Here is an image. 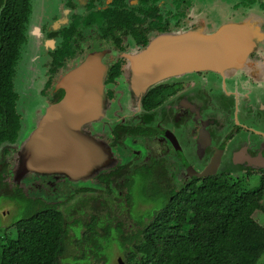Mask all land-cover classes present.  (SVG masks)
Here are the masks:
<instances>
[{
  "label": "flooded vegetation",
  "instance_id": "obj_1",
  "mask_svg": "<svg viewBox=\"0 0 264 264\" xmlns=\"http://www.w3.org/2000/svg\"><path fill=\"white\" fill-rule=\"evenodd\" d=\"M49 1L54 3V8L48 7ZM198 1L42 0L39 3L31 0L26 41L14 81L20 126L14 142L4 141L0 145L5 161L0 182L7 181L13 188H22L32 197L57 205L72 195L51 201L41 194H31L30 188L34 183L35 190L48 184L54 193L56 187L51 185L54 182L74 179V183L78 177H87L88 174L68 176L32 170L18 174L21 155L30 138L25 139L23 134L33 97L31 117L34 119L30 121L35 123L39 119L35 133L49 108L65 98L64 79L88 63L97 70L94 82L99 111L96 118L81 127L83 144L88 146L83 151H97L96 163L101 162L103 151H113V156L118 151L138 153L129 163L122 162L97 172L89 180L85 178L78 183L76 195L81 187H92L89 181H95L98 184L94 187L105 190V182L98 177L113 171L124 175L136 171L155 177L161 175L175 189L185 183L192 184L197 178H226L240 184L253 177L260 181L264 176V0L228 3L214 0L217 7L219 4L216 7L219 14L227 16L220 29L229 26L238 43L247 49L235 66L170 76L143 91L134 88L132 58L163 35L204 29L207 21ZM39 13L43 15L38 19ZM200 21L203 27L199 26ZM32 38L42 51L43 65L31 80L36 82V87L30 86L34 95H29L25 104L20 105L21 90L26 86L19 88L16 80ZM258 92L262 93L261 100ZM217 110L224 115L222 122L217 116L203 114ZM206 171L213 174L199 175ZM15 175L22 179L18 185ZM29 177H33L34 183L25 182ZM113 187L118 197L128 192L119 189L116 183Z\"/></svg>",
  "mask_w": 264,
  "mask_h": 264
},
{
  "label": "trees",
  "instance_id": "obj_2",
  "mask_svg": "<svg viewBox=\"0 0 264 264\" xmlns=\"http://www.w3.org/2000/svg\"><path fill=\"white\" fill-rule=\"evenodd\" d=\"M30 1L0 0V145L14 142L20 126L14 81ZM161 178L103 173L105 190L81 187L57 205L1 181L0 204L14 202L22 214L0 225V264L108 263L114 245L127 264H260L264 219L255 214L264 216V176L247 191L226 178H197L179 189ZM138 180L142 200L154 204L145 214L136 211ZM115 183L128 192L118 197Z\"/></svg>",
  "mask_w": 264,
  "mask_h": 264
},
{
  "label": "water",
  "instance_id": "obj_3",
  "mask_svg": "<svg viewBox=\"0 0 264 264\" xmlns=\"http://www.w3.org/2000/svg\"><path fill=\"white\" fill-rule=\"evenodd\" d=\"M246 52L229 26L210 34L203 30L166 34L132 58L133 85L136 91H143L170 76L204 69L222 70L235 66ZM96 73L88 63L64 79L66 96L49 108L24 146L18 175L32 170L74 176L90 173L96 166L94 157L98 153L83 151L88 146L83 144L81 133L82 125L96 118L99 111ZM210 174L213 171L199 175ZM120 263L123 264L122 259Z\"/></svg>",
  "mask_w": 264,
  "mask_h": 264
},
{
  "label": "rangeland",
  "instance_id": "obj_4",
  "mask_svg": "<svg viewBox=\"0 0 264 264\" xmlns=\"http://www.w3.org/2000/svg\"><path fill=\"white\" fill-rule=\"evenodd\" d=\"M217 3H228L231 2L232 0H215ZM39 3H42V0H39ZM199 6H201L203 8V18L205 21H207V23L204 26V23H201L202 21L199 22V26H204L203 31L206 33H212L217 31L218 29H220V27L223 26V23L226 22V18L227 16L223 15V13L219 14L220 12H218L219 10L216 9V5L214 0H202V1H198L197 2ZM48 7H50L51 9L54 8V3L52 1L48 2ZM219 8V4L218 7ZM42 13L38 14V19L39 17H42ZM34 22V21H33ZM34 24V23H33ZM202 27H200L199 29H202ZM32 31L34 30V25H32ZM42 51L40 50V48L38 47L37 42L35 41L34 38L31 39L30 44L27 46L25 53H24V58L23 61L20 63L19 65V71H18V76H17V85H19V88L21 86L24 85L26 86L25 89L22 88L21 93H22V98L20 100V105H24L25 102L28 100V96L29 95H34L33 91L31 90L30 86L36 87V82H31V80L33 78H36V74L39 72L41 66L43 65V60H42V55H41ZM30 82V84H29ZM207 95H209L210 92H206ZM260 93V92H258ZM261 96H259L258 98H263L262 93H260ZM251 95H254V93L252 92ZM30 97V96H29ZM32 100V99H31ZM33 100H35V98L33 97ZM31 101V108L27 111V123L25 122V128H24V134L23 137L25 139H28L29 137L31 138V135H33V131L36 129L37 125L39 124V119L35 122L32 123L30 121L34 119V116L31 117L32 113H31V109L34 104V101ZM261 100V99H260ZM258 101V100H257ZM28 105V104H27ZM33 105V106H32ZM38 107H40V104L38 105ZM38 117L41 116L40 113H36ZM204 115L207 114H211L212 116H217V120L222 122L221 118L224 116L221 114V110H217L215 113H209V112H205L203 111ZM33 133V134H32ZM29 138V139H30ZM26 145V144H25ZM138 153V151H118L116 155L113 156V151H103V153L101 154V162L97 163L95 167H93V169L91 170L90 173H87V177H78L76 182L73 183L74 179H69V181L67 182H60L59 184L57 183H53L51 184L53 187H56L55 192H53V190H49L48 189V184H46V187H42L38 190H35V187H37L36 183H34V181L32 182L33 177H29L28 180H26V183H34L32 188H30V193L33 195H37V194H41L45 197H47L49 200L51 201H59V200H65L66 198L72 196H76L75 191L78 189V187L80 186V182L85 181V178L89 180V178H91L92 176H95L97 172H101L106 168L109 167H116L118 165H120L122 162L123 163H129L131 160L136 158V154ZM2 154H0V170L2 168V165H4L5 161L3 160V157L1 156ZM103 159V160H102ZM103 163V164H102ZM96 169V171L94 172V170ZM0 173L3 174V171H0ZM90 175V177H89ZM86 176V174H85ZM240 177V176H239ZM93 178V177H92ZM234 180L235 179H239L238 177L235 178L233 177ZM14 180V179H13ZM15 180L18 182H15L17 185L19 184L20 181H22V179L15 175ZM24 180V179H23ZM71 181V182H70ZM138 183H136L135 185V190L133 191L134 195H135V203H136V211H138V213L140 214H145L147 213V211H149L151 208L154 207L153 203H149V202H145L142 200L141 198V194H140V180L137 181ZM89 183H91L92 186L97 185L98 183H96L95 181H89ZM259 183L258 178L257 177H253L250 178L249 180H246L244 182L241 183V187L243 190L247 191L250 190L251 188L255 187L257 184ZM83 184V183H81ZM61 208H65V206L61 207ZM22 214V211H20V209L17 208L16 204L14 202L11 201H3L0 204V225H4V226H9L14 220H16L17 218H19ZM256 219L259 220H263L264 216L262 217V214L260 213H256L255 214ZM3 233L4 231H0V246L3 243ZM114 249L112 250V254H111V259L110 262L108 263H101V264H121L120 263V259H122L123 264H127L126 261L123 258L122 253L118 250V248L114 245L113 247ZM133 264H140L139 262L137 263H133ZM260 264H264V257L262 258V260L260 261Z\"/></svg>",
  "mask_w": 264,
  "mask_h": 264
}]
</instances>
